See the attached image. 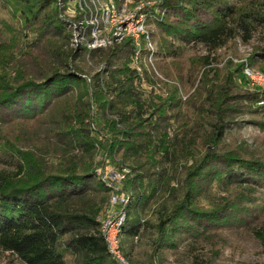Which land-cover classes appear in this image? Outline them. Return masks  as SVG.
Masks as SVG:
<instances>
[{
  "label": "trees",
  "instance_id": "obj_1",
  "mask_svg": "<svg viewBox=\"0 0 264 264\" xmlns=\"http://www.w3.org/2000/svg\"><path fill=\"white\" fill-rule=\"evenodd\" d=\"M63 1L0 0V7L9 9L18 27L0 43V129L18 119L32 134L34 125L26 123L35 118L37 126L46 125L56 141L28 154L8 139L0 141V166L5 167L0 169V250L21 264H119L108 253L97 221L112 193L95 174L106 159L121 164V170L127 162L152 168L144 176L145 187L139 177L123 184L126 190L133 188L127 195L125 223L119 228L126 241L141 232V206L161 190L170 193L166 165L171 168L181 158L186 166L183 199L171 211L161 206L155 248H175L182 238L209 240L212 232L250 229L247 225L254 217L244 206L253 205L254 196L264 203V162L219 148L230 126L228 115L257 103L253 113H264V90L234 94L242 89L235 78L244 64L232 73L234 77L220 75L210 55L231 39L249 44L264 36V0H132L155 2L154 9L144 8L146 23L163 35L153 55L164 59L151 64L163 78L158 79L163 94L155 95L154 101H146L136 89V82L144 78L133 67L136 49L131 40L117 43L112 38L104 49L65 47L70 22L62 17ZM147 37L139 39L137 62L153 38ZM167 38L201 44L209 54L171 69L167 59L177 57ZM97 53L107 62L103 78L97 74L87 83L78 59ZM114 58L117 62L112 65ZM246 63L264 73V47ZM185 87H196L187 101L182 96ZM73 89H78L76 95ZM86 96L96 115L82 101ZM184 106L192 112L193 124L184 117ZM233 126L239 129L238 123ZM20 135L14 138L17 142ZM96 155L101 156L98 165L87 160ZM214 183L225 192L245 191L247 201L223 198L210 208L201 207ZM243 216V223L230 224Z\"/></svg>",
  "mask_w": 264,
  "mask_h": 264
},
{
  "label": "rangeland",
  "instance_id": "obj_2",
  "mask_svg": "<svg viewBox=\"0 0 264 264\" xmlns=\"http://www.w3.org/2000/svg\"><path fill=\"white\" fill-rule=\"evenodd\" d=\"M154 5V1H138L134 3L132 0H64L61 7L62 17L70 22L67 31L70 38L68 37L65 47L75 48L76 46H82L88 50L104 49L109 45L112 38H116L119 35H136L138 31L145 30V38H147L148 34L153 37L151 42H149L153 48H150L146 44V47L143 48L146 55L139 62L133 63V67L144 78V81L142 80L140 83L136 82V89L146 101H154L155 95L163 94V87L158 82V79L163 80V78L158 77L151 64L156 60L160 61L164 59L161 56L157 57L153 55L157 51V40L163 35L154 24L146 23L147 20L144 14V8L149 7V10H151L154 9ZM17 28V21L13 18L9 9L5 10L0 7V43L6 42L13 29ZM81 29L83 31L82 34L80 33ZM167 39L171 41L172 48L176 50L177 57L175 60L167 59L170 65L172 64L171 69H174V66L180 63H190L191 60H199L201 57L209 54L206 47L201 44H180L177 41H172L170 38ZM121 42L123 41L117 43ZM260 47H264V36L262 38H254L249 44H243L238 38H234L229 40L222 48L211 53L210 56L213 58L214 67L218 69L220 75H229L235 72L241 64H244V67L248 66L246 61ZM78 60L87 83H90L89 78L97 74L103 78L102 73L107 62L102 60L99 53L94 55L85 54L83 58ZM114 62H117V58L112 60V65H114ZM259 67L256 66L255 69L259 70ZM243 68L240 72L236 73L237 78L235 80L237 79L236 81H238L239 86L242 88L240 91L234 93L237 95H248L257 91L248 87L245 78V81L242 80L240 74H242ZM201 75L200 70L197 75V82ZM232 77H234L233 74ZM238 84L236 82V85ZM195 88L189 89L185 87L182 90L183 101H187L188 98L192 97ZM77 93L78 89H73L72 94L76 95ZM82 101L88 105L92 111V115H96L97 109L94 105H91L89 98L86 96ZM257 104H254L252 107L246 106L244 109L240 108L242 109L240 113L230 114L226 117V123L230 124V126L224 130L222 144L219 148L221 152L235 151L242 159H257L264 162V130H262L264 129V113H253L256 106H258ZM183 113H185L184 117L193 124L194 116L186 106L183 107ZM98 120L96 117L94 121L97 123ZM14 122L2 124L0 129L1 143L8 139L25 154L49 148L52 144H55V138L46 132L48 127L46 125L42 127L37 126L38 119L33 118L26 123L27 126L34 125L32 129L34 132L32 134L28 133L25 125L20 124L21 121L18 119ZM237 123L239 129L232 128L237 127L233 126V124ZM177 127L178 124L172 129L177 131ZM20 132L23 134L20 135ZM16 135H20L19 139L22 140L17 142L14 139ZM172 136L173 131L171 130L170 137ZM87 160L96 165L100 163L101 156L96 155L92 159L88 158ZM53 163L56 166L57 160H54ZM166 163L165 161V165ZM103 165V167H97L95 174L102 183L111 189L112 193L109 194V203L106 210L97 219L100 223V231L105 227L108 220L119 223L123 214L126 218L125 206L128 203V196L130 197L133 190V188L124 189L123 184L127 182L126 179L134 180L139 177L143 180L142 186L145 187L147 179H144V176L149 171H152V168L144 164L131 166V163L128 162L122 164L127 167L121 170L119 167L121 164H113L108 159H106ZM185 167V161L182 158L179 160L175 159L171 168L168 164L166 165L171 191L168 194V192L161 190L159 193H156V197L149 198L148 202H145L141 206L138 218L142 227L137 237L126 241L122 235L120 237V233L118 232L122 261L125 264H264V243H262L257 235L258 233L261 235V238H264V203H261V200L256 196L250 198V201H255L253 205L244 206L248 212L247 214L254 217L253 221L249 222V220V223L247 222V227H250V229L239 226L240 228L238 229L226 230L223 233L212 232L209 240L184 238L180 240L178 239L179 237H176L175 239H178V242L175 248L171 249L168 246L163 250L155 248L154 242L157 238V231L155 229L157 224L156 219L161 208L165 207L167 211H171L183 199ZM2 168L5 167L0 166V169ZM161 171L164 170L161 169ZM244 193L245 191L243 190H235L234 192L229 190L225 192L214 183L208 197L203 198L200 205L204 208H210L212 205L220 203L223 198L234 199L240 203L245 202L247 198L243 195ZM114 199H116L118 204L115 205ZM122 199L126 202L125 204L119 202ZM204 211H209V209ZM235 212L229 213L228 216H234ZM244 217L246 216L239 217L237 218L239 219L238 222L234 220L230 224L232 226L238 223L241 224L244 222ZM125 218L123 224L125 223ZM144 223H149V227H144ZM216 235H219V237L214 238ZM211 240L213 241L209 242ZM155 250L159 252L156 253ZM0 264L21 263L9 253L0 250Z\"/></svg>",
  "mask_w": 264,
  "mask_h": 264
},
{
  "label": "built area",
  "instance_id": "obj_3",
  "mask_svg": "<svg viewBox=\"0 0 264 264\" xmlns=\"http://www.w3.org/2000/svg\"><path fill=\"white\" fill-rule=\"evenodd\" d=\"M110 1H118V0H110ZM145 34H146L145 30H141L138 31L136 35L133 34H131L130 36L119 35L118 37L115 38L116 41L117 40L123 41L126 39L131 40L132 44L136 49V52L134 53V56L132 58L133 63H137L138 61V54L140 47L139 39L141 36H145ZM146 39H148V37ZM148 46L150 48L152 47L149 43ZM242 75L245 78L247 85L250 89L264 90V73L258 72L256 70L249 68L248 66H245L243 68ZM119 202L121 204L126 203L123 199L120 200ZM114 203L115 205L118 204L116 199H114ZM124 218L125 216L123 214L119 223L108 220L107 223L105 224V227L102 228L101 230V233L107 244L108 253L111 255L112 259L116 260L119 264H125L120 257V248H119V239H118L119 228L122 226Z\"/></svg>",
  "mask_w": 264,
  "mask_h": 264
}]
</instances>
